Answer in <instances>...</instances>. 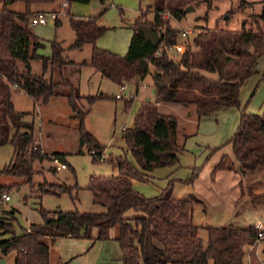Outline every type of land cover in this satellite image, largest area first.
<instances>
[{
	"label": "trees",
	"instance_id": "trees-1",
	"mask_svg": "<svg viewBox=\"0 0 264 264\" xmlns=\"http://www.w3.org/2000/svg\"><path fill=\"white\" fill-rule=\"evenodd\" d=\"M57 1H67L70 7L96 0H0V147L11 144L14 148L12 161L0 171V176L26 178L29 183L35 173V162L56 159L67 166V157L64 153L48 156L42 151L35 123L24 120L25 114L15 108L14 86L41 104L60 95L59 86L68 87L70 91L65 96L81 120V146L90 144L95 161L103 160L105 150L84 129L88 113L78 106L81 96L77 87L63 76V66L68 64L62 57L63 47L53 41L51 56L39 54L44 45L30 26L31 18L38 13L32 8ZM97 1L105 3L108 0ZM15 2L23 3L25 11L11 9ZM165 2L158 0L153 21L144 23L160 36L159 44L154 46L136 29L124 56L96 46L98 39L107 32L96 18H82L68 11L76 36L69 49L93 45L90 66L119 86L143 80L154 68L156 104L146 102L133 127L124 130L123 139L135 163L124 157L112 160L119 176L94 179L89 186L94 203L105 207L106 212H50L41 208L42 222L31 224L21 235L15 233L12 223H0V232L11 235L0 242V249L4 254L16 251L15 264H52L50 245L44 238H50L53 243L66 237L92 239L93 229L99 230L98 240L108 241L110 230L117 228L115 240L121 249L122 264H245L246 248L259 241L260 232L255 225L246 228L227 225L207 228L205 244L199 236L200 228L193 223L194 206L200 202L196 195L174 198L168 188L157 197L147 198L133 186V179L148 181L146 172L177 166L185 150L178 142L177 120L159 113L157 104L192 106L200 119L217 116L230 108L241 110V90L256 74L255 66L264 56V0L261 12L245 18L240 30L199 27L202 32L193 40L194 49L186 45L179 58L169 53V48L178 44L180 31L165 21ZM245 4L242 1L239 9ZM183 5L168 7L177 21L186 14ZM160 50L162 54L158 56ZM32 61L42 63V75L33 74ZM20 63L24 64L23 70ZM50 66L60 69L62 82L46 79ZM230 143L236 161L222 162L216 170H235L243 178L248 172L264 168V112L254 114L242 110L238 129ZM199 175L200 169L194 168L187 182L194 183ZM8 189V186H0V194ZM42 191L54 192L47 187ZM60 192L72 196V187L63 185ZM130 212L136 215L128 217Z\"/></svg>",
	"mask_w": 264,
	"mask_h": 264
},
{
	"label": "rangeland",
	"instance_id": "rangeland-1",
	"mask_svg": "<svg viewBox=\"0 0 264 264\" xmlns=\"http://www.w3.org/2000/svg\"><path fill=\"white\" fill-rule=\"evenodd\" d=\"M157 1L108 0L101 3L96 0L90 4H73L63 10L67 11L61 16V26L58 27L51 22L48 25L31 27L34 35L44 45L39 54L51 56L53 41L64 40L69 48L74 43L76 36L70 25L68 16L70 11L72 15L82 18H96L100 26L107 28V32L98 39L96 46L124 56L134 30L140 25H145V22L153 21ZM242 1L246 4L240 10L239 5ZM262 1L166 0L164 17L172 28L180 31L178 43L184 45L185 49L188 44L194 49L193 40L202 32L199 27L209 30H240L245 18L252 13L261 12ZM179 3L184 4L183 10L193 7L194 11L186 13L177 21L170 14L168 7L178 6ZM11 9L24 12L25 5L15 2ZM61 12L62 7L58 9V13ZM226 16L228 19H225ZM185 30L190 33L182 37L181 33ZM92 51L93 48L87 47L81 54L74 53L73 60L80 62L65 64L62 73L64 78L70 80L78 89L81 96L77 102L80 110L88 113L84 119L85 131L105 148L102 161L94 160L96 156L91 154L90 144L86 143L83 146L80 144L81 120L65 96L70 91L68 87L59 86L57 91L60 95L52 97L46 104L35 102L23 90H16L17 87H13L12 100L15 108L25 114L24 120L35 123L36 138L41 143L42 151L48 156L64 153L67 157L66 169L62 170L57 169L53 160L35 162V173L30 183L26 178L0 176V186L9 187L3 192L8 198L0 204V223H12L17 235L23 234L31 224L42 222L39 211L41 208L50 212H106L105 207L94 203V195L89 189L92 180L119 176V170L111 162L119 157L135 163L123 140V133L126 128L133 127L139 110L146 102L156 104V89L152 77L154 68H151L150 73L139 85L136 81H131L124 84L126 90L120 92L117 83L90 66ZM169 53L176 58L181 55L175 53L173 48H169ZM85 62L87 64L82 65ZM33 63V74H42V63L40 61ZM20 68L24 69L23 63H20ZM53 68L54 71L52 66L46 71V79L56 83L62 82L60 69ZM255 70L257 71L255 76L248 79L241 90V110L230 108L213 118L200 119L195 110L193 111L194 107L185 108L177 104L159 105L157 107L159 113L177 120L178 142L185 150L180 155V163L177 166L146 172L148 181L135 180V190L147 198L157 197L168 188H171L174 198L185 199L191 194L199 197L203 205L198 204L199 202L195 204L193 223L200 228L199 236L205 244L208 240L209 227L233 225L246 228L258 222L264 224V168L255 169L251 175L243 179V185L240 184L243 191L239 187L241 179H238L239 176L234 172L216 170V166L222 162L231 164L236 161L230 140L238 129L242 110L254 114L264 112V56L257 62ZM117 94H121L122 98L116 99ZM13 155L14 148L11 144L0 147V171L10 164ZM196 167L200 169V175L194 183H188ZM249 182L255 183L248 189L245 184ZM63 185L72 187L74 198L68 193L60 192ZM42 186L54 192L44 193ZM254 187L258 188L260 194H253L254 201H259L251 208L246 203H241L243 200L239 201V198L243 192L244 195L252 194ZM238 214L240 216L236 218ZM10 236L0 232V242ZM44 241L51 244L50 238H44ZM56 250L59 254L60 250L66 253L69 251L68 244H64L62 248L57 246ZM250 254L257 260L255 264H264V242L259 241L255 247L254 245L247 247V256ZM16 256V251L4 254L0 249V263L4 261V264H15ZM73 264L85 263L80 261ZM102 264H105L104 260Z\"/></svg>",
	"mask_w": 264,
	"mask_h": 264
},
{
	"label": "crops",
	"instance_id": "crops-1",
	"mask_svg": "<svg viewBox=\"0 0 264 264\" xmlns=\"http://www.w3.org/2000/svg\"><path fill=\"white\" fill-rule=\"evenodd\" d=\"M62 3H63L62 1H57L55 3L39 4V5L33 6L32 9L34 12L43 11V12H56V13H58V9L61 8ZM68 8H70V7L68 6ZM66 11H63V9H62L61 14L58 13L59 17H58V20L56 22V26L59 27L62 25L61 16L64 13H66ZM58 43L64 49L62 57H63L64 61H66L68 63H71V62L74 63L75 62V64H76V63L80 62V60H73L74 59L73 58L74 53L81 54L87 49V47H89L90 49L93 48V46H91V45L90 46L84 45L83 47H81L79 49H76L74 51H70L69 47L66 44V41L60 40ZM33 64L34 63L32 61L31 62V69L34 72V68H33L34 65ZM50 67H48V70L50 69ZM54 70L55 69L52 67V71H54ZM42 71H43V68H42ZM38 73H40V72H38ZM35 74L36 75H42L43 73L42 74L35 73ZM136 82H137V85H139L141 81H136ZM159 105H161V104H157V107ZM188 108H192V106H190ZM194 110H195V108L193 109V111ZM227 110H229V109H227ZM221 112H225V110L221 111ZM223 170L227 171V169H223ZM228 171L234 172L237 176H239L238 179H241L239 181L240 182L239 187L241 188V190H242L243 186H241L240 184L243 185V179H245L247 176L252 174L251 172H248V174L242 178L241 175L237 171H235V170H228ZM135 182L136 181L133 179V186L134 187H135ZM254 183L255 182H249L248 184H245V187L249 189L251 186L254 185ZM258 186H260V185H258ZM257 189H258L257 187H254L252 194H250V195H244V192H243L242 194H240L239 201L243 200V201H241V203H243V204L246 203V205L251 206V208H253L255 202L259 201V200L254 201V196H253V194H255V195L260 194V192H258ZM246 196H247V198H246ZM201 203H203L202 200L198 204H201ZM201 205H203V204H201ZM135 215H136L135 213L130 212V213H128L127 216L133 217ZM239 216H240V214H238L236 216V218ZM193 220H194V212H193ZM117 235H118L117 228H113L110 230V240L101 241V240L97 239L99 237V230L93 229L91 231L92 239H74V238L66 237V238L58 239L54 243L51 242L50 249H51L52 264H58L59 262H60L59 264H73L75 262H80V261H84L85 264H102V260L105 261V264H122L121 263V256H122L121 255L122 254L121 249L118 245V242H116V240H115ZM64 244H68L69 251L64 253L62 250H60L61 253L59 254L56 250L57 246L59 248H62ZM254 247H255V245H254ZM54 250H56V251H54ZM246 250H247V248H246ZM246 258L248 260H246ZM246 258H245V264H255V262L257 261V260H254V257L251 254L249 256L246 255ZM114 262H116V263H114Z\"/></svg>",
	"mask_w": 264,
	"mask_h": 264
},
{
	"label": "built area",
	"instance_id": "built-area-1",
	"mask_svg": "<svg viewBox=\"0 0 264 264\" xmlns=\"http://www.w3.org/2000/svg\"><path fill=\"white\" fill-rule=\"evenodd\" d=\"M69 6L67 1H63L61 7L63 10L67 9ZM58 13L56 12H38L36 13L30 20V26H37V25H48L49 23L53 22L56 24L57 20H58ZM190 33V31L185 30L184 32L181 33L182 37H186L188 34ZM175 50V53H183L185 51V47L184 45L178 43L177 45H175L174 47H172ZM162 54V50H160L158 52V56H160ZM126 90V85H122L120 86V92H124ZM116 99H121L122 95L121 94H117L115 96ZM54 163L57 165V169L58 170H62V169H66V165L60 163L58 160L53 159ZM8 198L6 193H1L0 194V204H2L6 199ZM256 229L259 230V241L261 242L264 239V224L258 222L255 225ZM258 241V242H259Z\"/></svg>",
	"mask_w": 264,
	"mask_h": 264
},
{
	"label": "water",
	"instance_id": "water-1",
	"mask_svg": "<svg viewBox=\"0 0 264 264\" xmlns=\"http://www.w3.org/2000/svg\"><path fill=\"white\" fill-rule=\"evenodd\" d=\"M191 11H194L193 7H189L185 10L186 13H189ZM225 19H228V16H226ZM138 31L143 33L145 38L150 41L154 46H157L159 44L161 40L160 36L155 33L149 26L140 25L138 27ZM0 264H4V261H2Z\"/></svg>",
	"mask_w": 264,
	"mask_h": 264
}]
</instances>
